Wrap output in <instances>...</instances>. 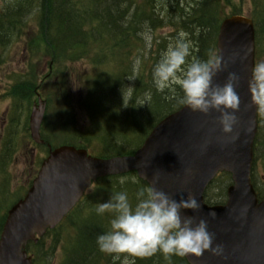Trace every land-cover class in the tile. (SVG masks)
<instances>
[{"label":"trees","instance_id":"obj_1","mask_svg":"<svg viewBox=\"0 0 264 264\" xmlns=\"http://www.w3.org/2000/svg\"><path fill=\"white\" fill-rule=\"evenodd\" d=\"M82 1L84 3L80 6ZM247 1L249 4L251 2L249 15L255 25L257 58H261L264 54V0ZM155 2L140 0L138 5L134 0H17L16 4L12 3L25 11H30L31 6L38 7L40 28L44 32L46 29L50 39L47 45L37 46L36 49L45 48V55L50 59L48 64L52 65L59 84L68 78L62 68L65 62L85 60L93 68L96 77L90 83L92 90L86 98L94 112L92 123L95 134H91V137L95 138L94 143L102 145L100 151L93 152L96 157L133 154L155 124L181 106L177 103L180 93L176 86L160 91L151 79L157 63L149 60L152 56L145 58V54L141 55V73L128 87L127 68L122 66L127 57L123 58L122 54L127 50L130 54L136 44L141 43L135 33L139 25L157 29L162 26V21L153 18L154 10H177L176 16L169 17L167 24L176 31L195 34L188 57L191 62L207 58L209 52L214 50L220 22L229 14L241 13L244 4L247 5L246 0H197L193 1L189 14L184 7H180L179 1L170 2L168 8ZM120 5H124L123 10ZM15 12L13 8L0 10V35L11 32L15 18L10 15H18ZM127 17L130 22L126 21ZM72 40L74 43H71ZM166 46L167 41L162 39L156 47L160 51ZM118 57L120 64L117 63ZM27 74L16 79L7 91L12 104L6 141L13 138L12 129L22 114V107L29 104L34 96L36 77L32 70ZM145 94L150 98L146 99ZM86 144L78 143L75 146L87 148ZM4 156L10 157V150H5ZM5 162L6 159L0 161V165L4 166ZM220 178H225V175L219 176L216 182ZM144 187H147L146 184L138 180L134 173L98 180L61 225L47 231L37 244L27 247L34 264H114L112 257L101 253L95 243L96 237L108 230L111 216L97 215L95 206L106 202L117 192H127L134 203L136 191ZM2 191L0 189V193ZM207 196L208 200L212 198ZM4 207L5 202L0 195V211ZM3 221L4 216L0 217V231ZM55 256L57 260L54 261ZM174 257L171 258L172 264H185L182 258ZM131 259H135V264H167L160 253ZM115 264H121V261H115Z\"/></svg>","mask_w":264,"mask_h":264},{"label":"water","instance_id":"obj_2","mask_svg":"<svg viewBox=\"0 0 264 264\" xmlns=\"http://www.w3.org/2000/svg\"><path fill=\"white\" fill-rule=\"evenodd\" d=\"M253 37L251 21L237 16L222 23L217 38V54L227 68L217 73L214 83L222 85L229 72L240 77L234 141L222 133L218 112L203 116L184 106L158 123L133 157L102 160L73 148L55 150L43 162L24 200L8 212L0 238V264H31L20 249L34 234L41 236L53 228L91 181L131 171L177 201L189 193L197 199L200 211L182 215L206 219L208 231L215 235L213 246L222 244L224 253L185 257L189 264H264V198L258 202L250 184L257 128V107L247 86L253 68ZM42 112L34 111L30 118L34 139ZM218 172L231 175L227 203L208 207L202 193ZM154 175L158 176L156 183H152ZM210 212L216 213L215 219L208 217Z\"/></svg>","mask_w":264,"mask_h":264},{"label":"clouds","instance_id":"obj_3","mask_svg":"<svg viewBox=\"0 0 264 264\" xmlns=\"http://www.w3.org/2000/svg\"><path fill=\"white\" fill-rule=\"evenodd\" d=\"M190 47L181 33L154 66L153 81L160 91L176 86L180 93L177 103L194 113L207 116L218 112L222 133L234 141L237 138L233 135L237 124L235 113L240 104L236 89L240 77L229 72L222 85L215 84L214 78L226 70L227 62L214 50L206 59L188 62ZM247 86L253 105L264 109V60L253 66ZM145 98L150 97L145 94ZM157 181L158 176L154 175L152 183ZM134 201L127 192H117L95 206L97 215L111 216L108 230L99 234L95 243L101 253L112 257L114 264L118 260L121 264H135V259L130 257L145 258L156 253L167 264H172L174 256L199 258L205 252L223 255L222 244L213 246L215 235L208 231L206 219L182 215L185 211H200V204L192 194L177 201L149 184L136 191ZM208 217L215 219L216 213L210 212Z\"/></svg>","mask_w":264,"mask_h":264},{"label":"rangeland","instance_id":"obj_4","mask_svg":"<svg viewBox=\"0 0 264 264\" xmlns=\"http://www.w3.org/2000/svg\"><path fill=\"white\" fill-rule=\"evenodd\" d=\"M16 1L17 0H0V7H2L4 5L12 7L11 5H8V3L12 2V3L16 4ZM246 2H247L246 3L247 5L244 4L243 13H247L246 12V8L251 7V2H250V4L248 3L247 0H246ZM120 9L123 10L124 9V5H121ZM226 10H227V12H229L228 9H226ZM168 14L170 16L169 12H168ZM126 21L130 22L128 17L126 18ZM137 25H139V24H137ZM136 32L139 35L141 40H145L143 45L140 46L139 53H141V55H142V53L144 52L147 55V57H148V55H150L149 51H151V50L155 51L157 49L156 44L153 43V40L149 44L150 35H151V37H153L154 34L155 35L158 34V35L163 36V39L165 41L166 40L168 41V45L170 43H174L176 41V39L179 37V35H180V34L179 35L175 34V36H174L173 35L174 30L169 28V27H164V26L160 27L159 31H156L155 33L151 34L150 32H148L147 27L143 28V27H141L139 25V29ZM184 39H185V37H184ZM13 43L14 42H12V43L5 42L4 43V45H7L6 50L7 51L9 50V52L4 51L2 53V55H5V60L6 61H11V60H13V61L8 62L7 64H5V66H6L5 68L7 69V71L8 72L10 71L8 73V75H9L8 79H10V80H8V79L7 80H2V82H1L2 85L5 84L7 81H15L16 79L22 77V75H26L28 72H30V69H34L35 70V72H36L35 77L37 78V81H38L40 72L45 70L44 66H42V64H39V63H35L36 65L32 64L31 68H29V66H26V62H25V60L23 58V55L21 54L22 50H21V48H19L20 45L17 47V45H14ZM10 45H12V46H10ZM16 49H18L17 53L15 54V56H13V53L15 52ZM154 57H155V61H157V62L161 58V57L158 58L157 53H155L154 55H152V57L149 60L152 62ZM156 58H158V60H156ZM261 60H264V57H262L260 59V61ZM140 63L141 62L137 63L136 61L135 62L132 61L128 66L126 65L127 69L125 68L126 69L125 70V72H126L125 74H126V78H127L126 81H127L128 87H131L133 85L135 77L137 76L138 73H141L140 71L142 70V67L140 68V65H139ZM138 65H139V68H138ZM70 69L72 71H74V72H77L79 70L80 71L84 70L83 69V64H79V65L74 64L72 66V68L70 67ZM0 73H3V71L0 70ZM71 90H73L71 98H72L73 101H75V99H78V95L75 92L73 87H72ZM0 94H1V92H0ZM10 104H11L10 100L7 99L6 97L2 98L0 100V135H1V128L3 126V124H2L3 117H4V114L6 113V111L8 109V106H10ZM77 120L79 122H82L84 120L83 111H81V110L77 111ZM262 134H264V126H262ZM121 144L124 145L123 143H121ZM258 144H260V139L258 141ZM1 148H2V146H1ZM263 152H264V149H262V148H260L258 150L259 158H261V156L263 155ZM27 154H19V155H17L15 160H14V162H12L11 165H10V162H11L10 157L6 156L10 166L8 167V171L4 175L8 179V182L5 185L4 190H3L5 194H6V192H5V189H6V190H9L8 192L11 193L12 196L15 195L18 192V189L20 188V186L23 185V181L28 180L27 171L29 170V167H28V161H27V156H26ZM29 163H31V160H30ZM255 167H256L255 171H254L255 172V176L257 174V177H259L260 179L264 180V165H263L262 161H258L256 163ZM261 177H263V178H261ZM0 184H1V176H0ZM224 184H226V183L216 184L215 185L214 190H213V192H214L213 195H215L216 198H219L218 196H219L220 192L222 191V188L224 187ZM6 197H7V194H6ZM15 199H16V197H15ZM9 201H10V199L8 198L7 201H6V204H8ZM10 205H11V203H9L8 206H6L3 209H1L0 217L6 215V212H7V210H8ZM46 257L44 259H46ZM122 259H123V257H121V260ZM129 259H131V257ZM174 259H175V257H174ZM55 260H57V256H55L54 261ZM176 262H177V260H176ZM43 264H45V263L43 262Z\"/></svg>","mask_w":264,"mask_h":264},{"label":"bare ground","instance_id":"obj_5","mask_svg":"<svg viewBox=\"0 0 264 264\" xmlns=\"http://www.w3.org/2000/svg\"><path fill=\"white\" fill-rule=\"evenodd\" d=\"M121 6V5H120ZM118 9V8H117ZM135 24V23H134Z\"/></svg>","mask_w":264,"mask_h":264}]
</instances>
